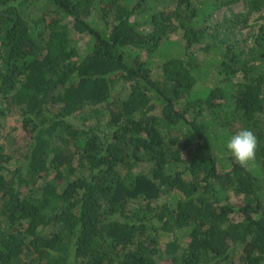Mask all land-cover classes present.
I'll list each match as a JSON object with an SVG mask.
<instances>
[{"label":"trees","instance_id":"16d2710c","mask_svg":"<svg viewBox=\"0 0 264 264\" xmlns=\"http://www.w3.org/2000/svg\"><path fill=\"white\" fill-rule=\"evenodd\" d=\"M253 13L264 0H0V264H264ZM245 128L242 166L226 141Z\"/></svg>","mask_w":264,"mask_h":264},{"label":"clouds","instance_id":"9594fccd","mask_svg":"<svg viewBox=\"0 0 264 264\" xmlns=\"http://www.w3.org/2000/svg\"><path fill=\"white\" fill-rule=\"evenodd\" d=\"M257 146V137L246 128L232 134L226 141V149L242 166L254 159Z\"/></svg>","mask_w":264,"mask_h":264},{"label":"rangeland","instance_id":"374dc122","mask_svg":"<svg viewBox=\"0 0 264 264\" xmlns=\"http://www.w3.org/2000/svg\"><path fill=\"white\" fill-rule=\"evenodd\" d=\"M232 12L234 13H244L246 12V8L244 7L243 3H235L232 5L231 8L227 9V8H223L220 11H218L216 13V20L221 21L224 15H229ZM264 22V19L261 17L260 13H253L250 15L249 17V21H248V26L244 27L243 29V34L247 35L250 31H256L259 27V25L261 23ZM177 36V35H175ZM178 38V37H177ZM197 55L201 58V55L203 56L202 51H197ZM12 123L15 126V128H17V130H15L16 132H14V135H19L20 134V121L18 119L17 116H13L12 117Z\"/></svg>","mask_w":264,"mask_h":264}]
</instances>
